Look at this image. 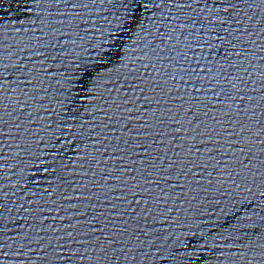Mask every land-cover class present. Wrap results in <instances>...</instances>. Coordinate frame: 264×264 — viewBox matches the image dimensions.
Wrapping results in <instances>:
<instances>
[{"label":"water","instance_id":"water-1","mask_svg":"<svg viewBox=\"0 0 264 264\" xmlns=\"http://www.w3.org/2000/svg\"><path fill=\"white\" fill-rule=\"evenodd\" d=\"M190 106L215 139L174 131ZM146 156L195 163L157 187ZM69 232L124 243L82 259L97 242ZM29 241L51 264H264V0H0V264Z\"/></svg>","mask_w":264,"mask_h":264},{"label":"snow or ice","instance_id":"snow-or-ice-1","mask_svg":"<svg viewBox=\"0 0 264 264\" xmlns=\"http://www.w3.org/2000/svg\"><path fill=\"white\" fill-rule=\"evenodd\" d=\"M73 6L75 7L76 5H73ZM191 6H192L191 4L178 5V7H191ZM173 79H175L174 76H173ZM192 87L196 90V92L200 91V88L197 87L195 84H193ZM213 94L217 96V99H219L218 93H215V91H213ZM189 96L193 100H195L196 102L202 103L200 96H198V95L192 96L191 93L189 94ZM180 99H184V97H180ZM210 102L211 101H209V103ZM220 102L223 103V101H220ZM168 111L171 112L172 109H168ZM187 113H191V115L189 116V115H187ZM204 115H207V112H204ZM213 119H216V118L213 117ZM171 120L173 123H176V124L182 123L181 120H177L174 116L171 117ZM184 121L188 125H190L191 127L190 128H183V129H174V131L183 130L186 133L187 132L196 133L197 135H201V136L206 138V140H204L202 142H207V141H210L212 139H215V137L212 135V132L215 131V129H212V131H208L207 128L200 130V125L205 124V121L203 119H201L199 110L195 109L194 107L190 106L189 108L186 109ZM129 131H132V129H129ZM166 134L167 133H164V134L159 133V132L155 133L156 136L161 137V139L159 141L160 143H164L163 135H166ZM218 134L219 133H217V135ZM136 135H137V137H139L141 134L137 133ZM183 138L184 137H181V139H183ZM195 138H196L195 135H193L191 137V139H195ZM153 142H156V141L154 140ZM140 147L145 148L146 152H148L150 150V145H147V144L141 143ZM181 147H182V145H181ZM217 150H219V149H217ZM189 151H190V149H189ZM146 159H149L150 166L158 167L160 169V171L156 173V175H158V176H160L161 172H168L169 168H173V167L177 166L178 164L195 163V161H187V162L182 161V160L173 161V160H171V158H169V163L167 165H164L163 160H160V164L157 165L155 160L159 159V157L152 159V158L146 156ZM204 166H206V165H201V167H204ZM123 167L124 166L121 165V168H123ZM129 170L135 171L134 169H129ZM141 175H143V173H141ZM151 175H152V173H148L147 175H143V179L147 184H155L157 187L160 186L161 181L166 182L167 179L171 178V173H169L168 176H160L159 180L150 179L149 177ZM117 179H120V178L117 177ZM131 179L135 180L137 178L131 177ZM109 187H116L117 190L120 192V195H119V197H117V199L127 202L128 205L135 204L137 206H140L141 200L144 199L142 193L145 191H150V189L145 188L139 182L129 186L127 180L121 181V183L119 185H116V186L110 185ZM129 194H131L133 197L140 196V199L129 200L128 199ZM109 203H110V201H109ZM110 206L113 209H116V205L110 204ZM129 210L132 212H135L136 208H131V209L125 208L122 210H117V211H115V215L123 217L125 212H127ZM142 210H144V209H142ZM124 222L127 223V221H124ZM96 230L97 229H92L91 231L95 232ZM99 230L103 231V229H99ZM122 231H125V230H117V232H122ZM68 236L72 237V242H75L77 244H84V245L91 246L94 242H97L96 247L92 248V251H96L97 249H99V254H97L95 257H89V256L85 255V253H87V251L89 250L88 248H85L83 250V252H81L80 249H75V248H68L67 249L68 251H70L72 253L73 256H76L79 254L80 258H82V259H95L97 261H104L105 257L109 255V249H111V251H116L115 248H112V245L124 243V241H122V240L113 239L112 238L113 234H107L103 238H101V237H97V236H92L91 233H89V232H84V233H81L80 236L73 237V233L69 232ZM81 237H90V238L85 239V238H81ZM40 239H43V237H41ZM105 245H107L108 247L106 248ZM60 247H65V245H60ZM124 250L125 249H123V248L119 249V251H121V252H123ZM29 251H39L40 253H44V255L43 256H37L35 258L29 257L28 256ZM15 254L25 257L27 259V264H35V259L41 260L42 264H51V261L48 259L47 253L45 251V247L41 246V247H39V249H32L31 248V241H29V244H28V251H21L20 249H17L15 251ZM68 259L71 260L72 257L70 256V257H68ZM19 264H25L24 260H21L19 262Z\"/></svg>","mask_w":264,"mask_h":264}]
</instances>
